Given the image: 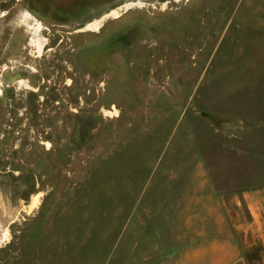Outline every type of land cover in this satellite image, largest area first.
Instances as JSON below:
<instances>
[{
  "label": "rangeland",
  "instance_id": "1",
  "mask_svg": "<svg viewBox=\"0 0 264 264\" xmlns=\"http://www.w3.org/2000/svg\"><path fill=\"white\" fill-rule=\"evenodd\" d=\"M262 185L264 0H0V264L152 263Z\"/></svg>",
  "mask_w": 264,
  "mask_h": 264
},
{
  "label": "crops",
  "instance_id": "2",
  "mask_svg": "<svg viewBox=\"0 0 264 264\" xmlns=\"http://www.w3.org/2000/svg\"><path fill=\"white\" fill-rule=\"evenodd\" d=\"M220 197L224 212L211 208L201 220L209 232L189 243L155 247L146 264H264V185Z\"/></svg>",
  "mask_w": 264,
  "mask_h": 264
}]
</instances>
